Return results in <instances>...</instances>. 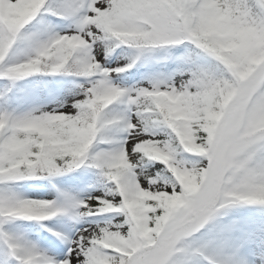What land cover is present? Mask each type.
<instances>
[{"label":"snow or ice","instance_id":"1","mask_svg":"<svg viewBox=\"0 0 264 264\" xmlns=\"http://www.w3.org/2000/svg\"><path fill=\"white\" fill-rule=\"evenodd\" d=\"M0 264H264V0H0Z\"/></svg>","mask_w":264,"mask_h":264}]
</instances>
